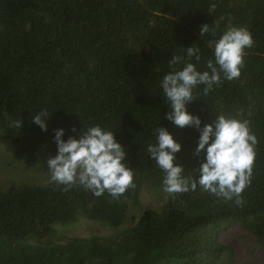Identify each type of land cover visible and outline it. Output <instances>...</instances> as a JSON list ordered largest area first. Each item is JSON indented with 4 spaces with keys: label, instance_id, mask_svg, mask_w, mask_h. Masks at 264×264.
<instances>
[{
    "label": "trees",
    "instance_id": "1",
    "mask_svg": "<svg viewBox=\"0 0 264 264\" xmlns=\"http://www.w3.org/2000/svg\"><path fill=\"white\" fill-rule=\"evenodd\" d=\"M232 26L253 39L239 78L206 95L199 86L187 107L205 123L217 115L248 121L257 138L251 182L240 203L199 186L168 194L146 151L152 129L161 123L181 143L176 158L186 175H195L198 133L164 118L159 80L171 57L193 44L202 68L209 41ZM41 110L50 114L47 131L31 122ZM94 124L113 130L133 171L134 186L118 198L50 179L54 129L67 138L71 128ZM3 155L42 181L0 182V264H264V0H0ZM143 190L162 200L136 213ZM80 219L109 232L63 233Z\"/></svg>",
    "mask_w": 264,
    "mask_h": 264
},
{
    "label": "clouds",
    "instance_id": "2",
    "mask_svg": "<svg viewBox=\"0 0 264 264\" xmlns=\"http://www.w3.org/2000/svg\"><path fill=\"white\" fill-rule=\"evenodd\" d=\"M215 8L211 5L209 11ZM210 31L209 24L200 26V36ZM214 35V33H213ZM253 45L251 33L245 27H228L211 41V58L203 67L197 63L201 50L197 44L183 48V55L174 54L167 62L169 71L159 80V89L169 111L164 118L181 129L193 128L198 133L192 156L198 164L185 174L176 154L182 150L168 128L161 123L152 129L153 142L146 146L148 158L161 170V187L168 194L194 191L199 186L225 201H241L242 191L251 182L257 138L247 120L217 115L210 123L188 110L194 89L203 86L206 95L221 80L239 78L243 67L244 50ZM198 95V93H197ZM47 110H41L31 122L47 131ZM21 128L22 121L13 122ZM66 135L63 127L54 129L56 154L46 161L51 181L66 187L81 186L95 196L107 192L118 198L133 185V171L126 162V150L112 129L100 124L75 127Z\"/></svg>",
    "mask_w": 264,
    "mask_h": 264
},
{
    "label": "rangeland",
    "instance_id": "3",
    "mask_svg": "<svg viewBox=\"0 0 264 264\" xmlns=\"http://www.w3.org/2000/svg\"><path fill=\"white\" fill-rule=\"evenodd\" d=\"M16 161V160H15ZM18 161V160H17ZM15 181L25 183H39L40 180L33 169L25 168L19 161L14 162L13 159L6 155L0 156V182ZM162 200V199H161ZM161 200L155 199L152 193L143 190L140 194V209L136 210L139 213L145 206L157 207ZM63 233L67 236H89L93 234H107L109 231L103 228L100 224L88 221L85 219L77 220L70 227L65 228Z\"/></svg>",
    "mask_w": 264,
    "mask_h": 264
}]
</instances>
